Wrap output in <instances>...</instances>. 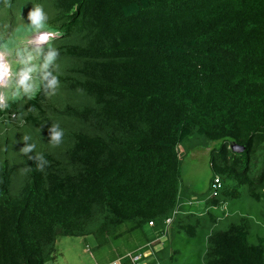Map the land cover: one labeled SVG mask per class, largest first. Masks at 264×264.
Here are the masks:
<instances>
[{"label":"trees","instance_id":"1","mask_svg":"<svg viewBox=\"0 0 264 264\" xmlns=\"http://www.w3.org/2000/svg\"><path fill=\"white\" fill-rule=\"evenodd\" d=\"M36 31L58 83L43 69L0 106V264H46L63 236L164 238L149 264H264V0H0V49ZM191 138L217 145L200 195L181 185Z\"/></svg>","mask_w":264,"mask_h":264},{"label":"rangeland","instance_id":"2","mask_svg":"<svg viewBox=\"0 0 264 264\" xmlns=\"http://www.w3.org/2000/svg\"><path fill=\"white\" fill-rule=\"evenodd\" d=\"M37 37L38 33H27L22 38H19V43L11 49H0V55L5 58L10 69L9 74L7 73L8 75L6 74L4 81L0 83L1 107L7 101L18 100L21 94H32L37 88L39 83L37 81L41 79V73L44 69V63L40 58L43 49L46 47L44 42L40 43V41H36L35 38ZM30 57L32 58L31 62H29ZM30 67L36 68V71L32 73L31 81H29L33 84V87L31 90L25 92L24 88L19 85V81ZM14 93L16 94L14 95ZM212 146L217 145L216 143L213 145H203L196 139L191 138L178 147L181 152V185L195 195L206 193L208 190V183L212 175L208 155ZM243 211L246 212V209H243ZM222 212L224 214L229 213L226 205L216 211L217 216H220ZM236 212L240 213L241 209L236 210ZM249 217L252 220H256L254 213H249ZM149 234L150 231H148ZM134 238H129L128 236L126 240L119 239L106 245L97 246V242L92 236L59 237L56 241L55 258L46 264H109L112 260L120 262V259L122 261V257L136 251L140 248L139 246L144 245H140L139 242H133ZM167 239L169 240V237ZM163 241H165L164 238L152 240L149 252L146 254L147 264L152 261L153 254L151 252L160 249L163 246ZM176 247H179V245L177 244ZM177 264H201V260L197 258L186 260L183 256L177 259Z\"/></svg>","mask_w":264,"mask_h":264},{"label":"clouds","instance_id":"3","mask_svg":"<svg viewBox=\"0 0 264 264\" xmlns=\"http://www.w3.org/2000/svg\"><path fill=\"white\" fill-rule=\"evenodd\" d=\"M46 18H47L46 14L42 10V8L39 7V6H37L34 9H32L29 12V15H28V21L30 22V25L36 30H39V29L44 27V23L46 21ZM35 33H38V37L35 38L36 41L37 42L40 41V43L44 42L45 45H47V43L49 42L50 38L52 37L51 33H48V32H45V31H36ZM56 55H57V53L54 50H52V51H49L47 53V57H46L45 62L42 60V58H40L43 61V63H44L43 64V68L45 69V77L51 76V79H49L47 81L46 87L48 89H53V90H54L56 84L58 83V81H57L56 76L52 75L50 71H47V69H48L49 65H51L52 62L55 60ZM31 59L32 58L30 57L29 58V62H31ZM9 71H10V69H9ZM35 71H36L35 67L28 68V71L24 73V75L21 77V79L19 81V85L22 88H24L25 92L31 90L32 87H33V84L30 83L29 81H31L32 73L35 72ZM15 94L16 93H14V95ZM48 131H49V141L51 143L55 144V145H59L61 143L63 135H64L63 129L59 126V124H53V125H50ZM29 139H30V137L27 136V135H25L23 137V140L25 141V143H24V146L21 148V150L24 153L31 152L32 149L35 147L34 144L27 143V141H29ZM30 159H31V157H30ZM37 160H38V163H37L36 167H37L38 170H42L43 167L45 166V164L47 163V161L44 159L43 156H38ZM214 180H213V183L211 185L213 193L217 190L216 188L213 187ZM213 193H211V195H213ZM214 195H215V193H214ZM139 251H140V248L137 249L136 251L128 253L127 255L122 257V261H121V259H120V262L118 260H112L109 264H111L113 262H118V264H123L124 260L125 261L127 260V263L131 264L130 261H129L128 255H131V256L132 255H136V254H138ZM147 252H149V250L145 251L144 253H147ZM143 261L145 262V264H147L146 257L143 259Z\"/></svg>","mask_w":264,"mask_h":264},{"label":"built area","instance_id":"4","mask_svg":"<svg viewBox=\"0 0 264 264\" xmlns=\"http://www.w3.org/2000/svg\"><path fill=\"white\" fill-rule=\"evenodd\" d=\"M213 187L216 188V189L219 187V181L217 179L214 180ZM213 195H214V193H213ZM147 253H138V254L132 255V256L128 255L130 263L131 264H145L143 259L146 257ZM111 264H116V262H113Z\"/></svg>","mask_w":264,"mask_h":264},{"label":"bare ground","instance_id":"5","mask_svg":"<svg viewBox=\"0 0 264 264\" xmlns=\"http://www.w3.org/2000/svg\"><path fill=\"white\" fill-rule=\"evenodd\" d=\"M3 59H4V60H3ZM4 61H5V62H4ZM6 65H7V67H8V64H7L6 60H5V58H4L2 55H0V83H1L2 81H4V79H5V77H6V74H7V73L9 74V67H8V69H7ZM8 74H7V75H8Z\"/></svg>","mask_w":264,"mask_h":264},{"label":"water","instance_id":"6","mask_svg":"<svg viewBox=\"0 0 264 264\" xmlns=\"http://www.w3.org/2000/svg\"><path fill=\"white\" fill-rule=\"evenodd\" d=\"M230 150L235 154H241L244 150L243 146H239L236 143H231L229 145Z\"/></svg>","mask_w":264,"mask_h":264},{"label":"snow or ice","instance_id":"7","mask_svg":"<svg viewBox=\"0 0 264 264\" xmlns=\"http://www.w3.org/2000/svg\"><path fill=\"white\" fill-rule=\"evenodd\" d=\"M43 39V38H42Z\"/></svg>","mask_w":264,"mask_h":264}]
</instances>
